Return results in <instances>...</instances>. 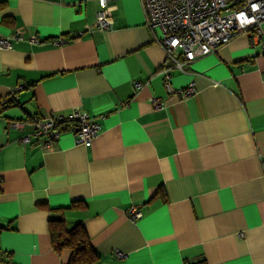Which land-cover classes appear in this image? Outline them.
<instances>
[{
  "label": "crops",
  "instance_id": "crops-1",
  "mask_svg": "<svg viewBox=\"0 0 264 264\" xmlns=\"http://www.w3.org/2000/svg\"><path fill=\"white\" fill-rule=\"evenodd\" d=\"M112 3L101 31L100 0H0V264H68L50 237L61 218L98 264H264V23L173 69V89H196L180 98L142 0ZM75 109L101 126L90 147L70 130L23 144L32 130L12 127Z\"/></svg>",
  "mask_w": 264,
  "mask_h": 264
},
{
  "label": "built area",
  "instance_id": "built-area-1",
  "mask_svg": "<svg viewBox=\"0 0 264 264\" xmlns=\"http://www.w3.org/2000/svg\"><path fill=\"white\" fill-rule=\"evenodd\" d=\"M61 2L62 0H52ZM114 0H100L101 10L97 14L94 26L101 31H109L114 25L113 11ZM146 15L147 26L153 38L159 43L167 54V58L161 74L166 81L169 93L176 94L180 98L190 97L195 93V86L191 84L186 89H173L170 83V72L173 69L185 72L187 68L198 58L217 51L241 33L260 39L263 36L262 25L264 23V0H142ZM17 38L22 39L20 34ZM82 35V33L80 34ZM30 41L36 43L37 39L31 37ZM69 39L55 40V46L69 43ZM11 42L0 37V49H10ZM137 88L141 84H136ZM7 100L17 103V92L10 95ZM162 105L155 100V107ZM62 123L76 124L72 128L78 144L90 147L99 136L101 126L87 112L79 109L73 110L68 115L52 114L47 118L32 117L28 120L14 122L12 127L25 130L30 128L31 135H26L22 143L31 141V136H46L45 148L53 149L55 142L64 132ZM132 220L142 218L140 207H132L129 210ZM120 259L125 254L117 251Z\"/></svg>",
  "mask_w": 264,
  "mask_h": 264
},
{
  "label": "trees",
  "instance_id": "trees-1",
  "mask_svg": "<svg viewBox=\"0 0 264 264\" xmlns=\"http://www.w3.org/2000/svg\"><path fill=\"white\" fill-rule=\"evenodd\" d=\"M9 97L1 101L4 106L17 104L12 100H7ZM59 126L65 132L76 127V124L62 123ZM50 237L52 247L56 252L59 253L64 249L71 250L72 254L68 264H98L100 262L99 254L92 247L89 236L81 225L69 230L63 218L50 220Z\"/></svg>",
  "mask_w": 264,
  "mask_h": 264
}]
</instances>
